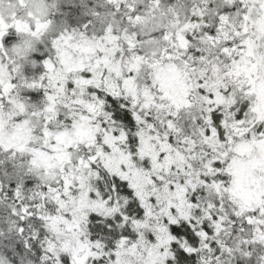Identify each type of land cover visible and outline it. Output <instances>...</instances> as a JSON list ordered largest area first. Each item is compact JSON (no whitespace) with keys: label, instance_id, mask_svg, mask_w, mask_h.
<instances>
[{"label":"snow or ice","instance_id":"6c2138e0","mask_svg":"<svg viewBox=\"0 0 264 264\" xmlns=\"http://www.w3.org/2000/svg\"><path fill=\"white\" fill-rule=\"evenodd\" d=\"M0 264H264V0H0Z\"/></svg>","mask_w":264,"mask_h":264}]
</instances>
